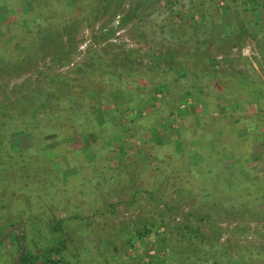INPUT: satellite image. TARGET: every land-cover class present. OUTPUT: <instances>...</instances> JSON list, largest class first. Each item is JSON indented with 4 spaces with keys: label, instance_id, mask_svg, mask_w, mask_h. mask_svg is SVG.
<instances>
[{
    "label": "rangeland",
    "instance_id": "rangeland-1",
    "mask_svg": "<svg viewBox=\"0 0 264 264\" xmlns=\"http://www.w3.org/2000/svg\"><path fill=\"white\" fill-rule=\"evenodd\" d=\"M0 108V264H264V0H0Z\"/></svg>",
    "mask_w": 264,
    "mask_h": 264
},
{
    "label": "trees",
    "instance_id": "trees-1",
    "mask_svg": "<svg viewBox=\"0 0 264 264\" xmlns=\"http://www.w3.org/2000/svg\"><path fill=\"white\" fill-rule=\"evenodd\" d=\"M54 79V77H52ZM51 78V79H52ZM69 96V95H67ZM69 100V102L71 101V97H68L67 98ZM2 108H0V113L2 112ZM8 117H10V120L12 119V121H10L9 119H7ZM2 119H7V120H2ZM18 118L16 117V115H8L7 114H3V116H0V126L1 127H5V126H11V128L17 126L18 123ZM40 125V124H38ZM2 129V128H0ZM2 137H5V134H3V131H0V144H3L5 145L6 144V139L2 138ZM1 150L2 148H0V162H3L1 161ZM10 225V221L8 220V222H5L3 221L1 226H0V236H2V234L6 231V229L9 227ZM24 227V226H23ZM52 230H53V233L52 234ZM58 230L60 231V233L58 232ZM51 235H52V239L54 242V245H51L47 248V250L45 251V253H43V256L45 258H47L46 260H44V263L45 264H64L63 261L66 263V260H64V257L61 256L60 254L65 250L66 248V244H65V238L68 239V232H66L63 228H61V226L59 227V229H51ZM8 236V235H7ZM6 236V237H7ZM20 238V241H24L25 239V236H24V232L22 231L21 232V235L19 236ZM17 240H18V237H17ZM19 241V240H18ZM2 242V241H1ZM0 242V243H1ZM47 252L50 254V257L55 255V258H48V255H47ZM22 256L25 255L23 258L21 257L20 259V264H34L38 259H35V260H31L30 259V255L28 254V252L25 250L22 252L21 254ZM60 256V257H58ZM14 264H18L16 261ZM67 264V263H66Z\"/></svg>",
    "mask_w": 264,
    "mask_h": 264
},
{
    "label": "crops",
    "instance_id": "crops-1",
    "mask_svg": "<svg viewBox=\"0 0 264 264\" xmlns=\"http://www.w3.org/2000/svg\"><path fill=\"white\" fill-rule=\"evenodd\" d=\"M19 236V235H18Z\"/></svg>",
    "mask_w": 264,
    "mask_h": 264
}]
</instances>
